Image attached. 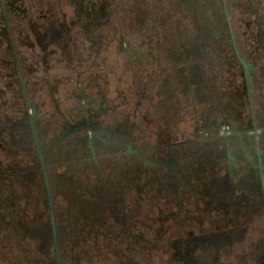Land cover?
Masks as SVG:
<instances>
[{
    "label": "flooded vegetation",
    "instance_id": "af4514ba",
    "mask_svg": "<svg viewBox=\"0 0 264 264\" xmlns=\"http://www.w3.org/2000/svg\"><path fill=\"white\" fill-rule=\"evenodd\" d=\"M135 1L0 0V264H264V0H180L178 84L121 89Z\"/></svg>",
    "mask_w": 264,
    "mask_h": 264
},
{
    "label": "rangeland",
    "instance_id": "374dc122",
    "mask_svg": "<svg viewBox=\"0 0 264 264\" xmlns=\"http://www.w3.org/2000/svg\"><path fill=\"white\" fill-rule=\"evenodd\" d=\"M146 2L147 6H150L151 0H142ZM162 0H154L156 3L155 7V15L150 11L147 12V23L146 26H148V29H157L160 35V40L158 39L157 35H155V31L153 32V35H148L147 33H143L144 28H140V20L142 19L140 15H136V21H135V52H136V72L134 73L135 76H122L123 73H120V85L122 89V85L124 82V79L131 80V83L136 84L138 79L140 77L141 81L144 77H146V74L152 73L155 70L162 71L163 68H172L171 65V59L169 58H175V60L181 59L182 62H185L188 58V54L185 49H183L178 43L180 40L185 41H191L194 31L191 28V18L190 16L186 17L187 14V6L186 2L181 3L180 0H164L163 2H160ZM139 0L135 1V7L137 12L139 11ZM164 7V9H161ZM163 11H167L168 14L163 13ZM182 11V12H181ZM157 16V17H155ZM161 17L163 18V22L161 24ZM139 28V29H138ZM163 36H166L165 39ZM146 39V46L142 44V46H139V43H143V39ZM159 41V42H158ZM157 42V43H156ZM166 46V49H162L158 51L157 56L154 54L153 50H150V47H159L160 45ZM190 46V45H189ZM188 46V47H189ZM161 47V46H160ZM153 52V54H152ZM151 53V54H149ZM159 53H162V60L159 61ZM158 57V60H155V56ZM169 57V58H168ZM141 60V61H140ZM166 60V61H165ZM157 61L159 63L157 64ZM181 62V61H180ZM175 65V64H174ZM174 68H176L174 66ZM138 69H142V71H137ZM167 71H162V74H157V78L153 76V82L154 84L162 83V79L165 75H167ZM168 75V80L170 85L178 84V73L173 72L172 75ZM156 75V74H155ZM170 78V79H169ZM172 78V80H171Z\"/></svg>",
    "mask_w": 264,
    "mask_h": 264
}]
</instances>
